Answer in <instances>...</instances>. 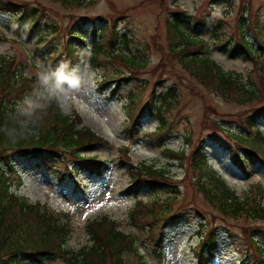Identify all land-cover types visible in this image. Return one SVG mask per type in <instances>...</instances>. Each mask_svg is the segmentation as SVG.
Returning <instances> with one entry per match:
<instances>
[{"label": "rangeland", "instance_id": "obj_1", "mask_svg": "<svg viewBox=\"0 0 264 264\" xmlns=\"http://www.w3.org/2000/svg\"><path fill=\"white\" fill-rule=\"evenodd\" d=\"M25 1L46 8V21L58 23L61 30L49 39L48 46L56 49L55 55L60 53L51 63L42 57L43 46L37 47L36 39L23 28L6 29L13 15L0 11V58L13 57L23 76L36 78L21 108L34 113L56 98L63 112L78 114L84 125L104 138L103 142L84 147L83 154L98 157L106 165L101 176L81 169L76 173L77 178L58 181L52 170L37 165V159L19 158L15 163L17 173L10 174L15 180L10 192L29 203L46 206L59 215L61 222H69L71 233L67 246L73 250L89 243L86 223L107 215L115 220L120 231L135 238L149 264H198V225L207 221L217 227L219 241L215 255L207 264H255L252 256L242 260V253L249 248L247 235L264 247V221L224 216L200 191L190 159L192 150L202 145L209 160L203 171L213 170L238 194L256 184L264 186V163L260 159L264 157V142L248 137L249 141L242 144L231 134L235 131L252 136L258 129L255 124L264 131V118L255 117V123L248 124L256 110L264 108V98L250 103L228 101L203 85L180 62L183 54L175 55L176 42L167 19H172L175 12L185 13L190 17V21H185L187 30L207 42L212 59L225 70L259 82L253 59L230 57L218 48L220 43L215 42L213 32L220 24L218 30L228 42H234L241 37V25L250 23L247 27L250 40L258 37L264 40V0H84L81 4L62 0ZM106 25L116 35L113 39L106 37L104 47L119 49L125 55L142 56L144 65L139 70L127 66L113 53L110 58L101 56L99 62L92 60V44L98 39L95 28ZM70 29L81 34L83 42L72 39ZM124 34L130 51L124 45ZM68 41L76 43L70 54ZM263 59L259 58L258 64ZM41 77H46L47 82ZM171 86L176 87L179 96L165 112L166 133L161 135L156 133L158 118L143 111L156 99L154 95L160 97ZM133 113L141 116L138 125L129 128ZM186 136L191 140L190 145L185 142ZM159 142L163 146L159 147ZM242 146L256 149L255 162L245 170L231 160L230 149L247 156ZM166 148L185 151L183 166L162 153ZM142 163L168 168L172 182L155 188L147 186L146 181L140 182L138 198L149 203L156 200V206L170 199L172 211L179 214L171 221L156 220L151 229L137 228L129 215L136 202L133 193H126L132 182L129 172ZM175 187L180 193L170 192ZM136 259L128 256L130 264H135ZM41 264L65 263L57 258Z\"/></svg>", "mask_w": 264, "mask_h": 264}, {"label": "trees", "instance_id": "obj_2", "mask_svg": "<svg viewBox=\"0 0 264 264\" xmlns=\"http://www.w3.org/2000/svg\"><path fill=\"white\" fill-rule=\"evenodd\" d=\"M83 1L62 0L65 3L75 4H81ZM0 11L13 15L11 24L6 26L7 30L14 31L15 27L19 26L36 39L37 47L43 46L41 49L44 59H50L49 61L53 63L59 57L60 53L56 56V49L49 47L48 43L51 37L60 32L61 26L46 21L48 14L46 8L30 5L25 0H0ZM187 20L190 21V17L185 13L175 12L174 17L167 19V22L176 42L175 55L179 57L183 54L180 62L191 75L225 100L238 103L261 101L264 98V59L259 64L257 61L259 58H264V40L259 37L255 41L250 40L247 33L250 23L241 25V37L234 42L225 39L224 34L218 30L220 24L215 27L213 37L216 43H220L217 45L218 48L230 57L245 56L253 59L254 64H257L259 82L252 77L245 79L240 73L225 70L212 59L207 42L187 30L185 24ZM72 30L68 31L71 38L79 43L83 42L84 38L81 34H74ZM95 30L98 39L92 44V60L99 62L101 56L110 58L113 53L133 69L139 70L144 65V58L140 55H125L119 49L114 51L104 47L103 40L108 36L113 39L115 34L108 30V25L96 27ZM124 45L129 51L131 50L126 34H124ZM74 47L76 43L68 41L67 53L70 54ZM195 48L201 50L197 52ZM104 80L108 81L107 78ZM34 82L36 78L22 75L13 57L0 58V264H41L47 259L57 258L62 259L65 264H130L129 255L136 256L135 264H149L138 248L135 238L120 231L115 220L109 216L104 215L89 220L85 226L89 243L79 250H73L67 246L71 233L69 222H61L59 215L53 214L46 206L29 203L27 199L10 192L11 183L15 181L10 178V174L17 173L15 163L19 158L37 159V165L52 170L58 181L75 178L76 173L81 169L91 175L101 176L106 165V161L98 157L83 154L84 147L103 142L104 138L84 125L83 119L78 114L63 112L56 98L50 99L45 106L37 108L34 113L23 111L21 104L28 96V91L31 90ZM178 96L176 87L171 86L160 97L154 95L156 99L143 111V114H153L158 118L159 127L156 133L161 135L166 133L165 112L172 108ZM131 101L133 105L132 98ZM256 111L252 120H248L249 125L255 123V117L264 118V108ZM140 116L139 113L130 114L128 127L138 125ZM253 126H257L258 129L252 136L235 131L231 134L242 144L249 141L248 137L264 142V131L261 130V126L256 124ZM185 138L186 144L190 145L189 137ZM163 144L159 142L157 145L160 147ZM123 149L127 151L126 147ZM203 149L205 148L199 145L192 150L190 164L196 171L195 177L200 191L204 193L208 202L215 205L226 217L247 216L255 221H264V186L256 184L247 192L238 194L213 170L203 171L209 163ZM242 149L247 152V156L241 151L230 149L231 160L245 170L250 163L255 162L253 155L256 154V149L243 146ZM162 153L168 159L178 161L181 166L183 159L187 157L184 150L166 148ZM126 159H129V156ZM260 159L264 163V157L261 156ZM169 171L166 167H156L154 163H142L129 172L132 182L131 188L126 193H133L136 197L135 205L129 215L130 221L137 228L146 226L151 229L156 220L171 221L179 216L176 211H172L170 199L165 204L156 206V200L149 203L138 198L142 189L140 182L143 184L146 181L147 186L151 188H155L156 185L171 184L172 177ZM16 179L21 180L19 176ZM170 190L173 194L180 193L177 187ZM217 232V227L209 225L207 221H201L198 225L199 248L196 252L198 264L209 263L211 256L215 255L219 246ZM246 240L250 249L242 253L244 256L242 255L241 259L252 256L255 264H264L262 244L250 235L246 236Z\"/></svg>", "mask_w": 264, "mask_h": 264}, {"label": "clouds", "instance_id": "obj_3", "mask_svg": "<svg viewBox=\"0 0 264 264\" xmlns=\"http://www.w3.org/2000/svg\"><path fill=\"white\" fill-rule=\"evenodd\" d=\"M41 80L43 81V82H47V78L46 77H41Z\"/></svg>", "mask_w": 264, "mask_h": 264}, {"label": "bare ground", "instance_id": "obj_4", "mask_svg": "<svg viewBox=\"0 0 264 264\" xmlns=\"http://www.w3.org/2000/svg\"><path fill=\"white\" fill-rule=\"evenodd\" d=\"M91 125V124H90ZM91 127L94 129V130H97L93 125H91Z\"/></svg>", "mask_w": 264, "mask_h": 264}]
</instances>
